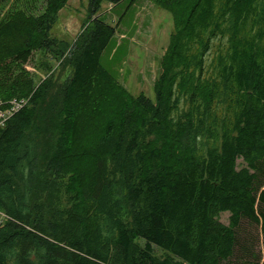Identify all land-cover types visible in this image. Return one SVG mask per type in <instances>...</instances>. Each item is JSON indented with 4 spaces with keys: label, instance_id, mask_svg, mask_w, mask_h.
I'll use <instances>...</instances> for the list:
<instances>
[{
    "label": "trees",
    "instance_id": "obj_1",
    "mask_svg": "<svg viewBox=\"0 0 264 264\" xmlns=\"http://www.w3.org/2000/svg\"><path fill=\"white\" fill-rule=\"evenodd\" d=\"M122 1L89 0L90 25L70 55L48 166L61 180L70 174L75 181L66 215L33 201L49 84L36 85L23 67L36 52L54 61L63 55L65 45L51 31L69 0H45L38 16L27 9L0 20V102L28 100L0 127V264H236L237 255L239 264H259L264 0H152L170 13L188 2L154 100L114 105L116 114L84 138L83 121L94 118L115 84L100 62L115 29L98 13L103 3ZM149 136L165 139L170 149L151 152L159 165L144 174ZM223 213L228 224L219 221Z\"/></svg>",
    "mask_w": 264,
    "mask_h": 264
},
{
    "label": "rangeland",
    "instance_id": "obj_2",
    "mask_svg": "<svg viewBox=\"0 0 264 264\" xmlns=\"http://www.w3.org/2000/svg\"><path fill=\"white\" fill-rule=\"evenodd\" d=\"M89 0H69L59 12L51 36L63 43L64 53L57 60L47 58L42 52H36L23 69L34 79L36 85L48 83V95L40 107V123L42 125V148L38 159L39 185L33 195L38 206L58 211L66 215L75 199V181L70 174L62 177L54 176L48 166L51 157L50 145L54 137L55 119L62 108V90L71 78L72 68L69 65L72 51L81 45L80 37L89 27ZM45 0H0V20L14 11L28 10L29 15L38 16L43 12ZM188 10L182 5L174 13L163 9L152 0H124L117 5L103 3L98 17L105 24L114 27L115 35L101 56V65L114 79V89L108 100L100 105L94 118L83 121V137L94 136L100 130L105 119L116 114L119 108L114 105L133 106L135 100L144 96L154 100V85L164 70L163 59L167 52L171 36L175 32L177 19ZM70 60V61H69ZM119 118V117H118ZM121 118V117H120ZM170 144L156 136L144 137L142 150L147 155V164L143 170L148 174L159 165L158 160L149 157L151 152L165 155ZM176 162H174L175 164ZM243 166L237 161V167ZM128 209L123 207L120 215L127 220ZM229 214L223 213L219 221L228 224ZM253 235L258 232L253 226H246ZM255 237V236H253ZM143 246L142 241H137ZM255 253L259 255V264H264V243L258 239ZM155 255L159 258L165 253L157 248ZM233 260L241 263L243 258L237 255Z\"/></svg>",
    "mask_w": 264,
    "mask_h": 264
},
{
    "label": "built area",
    "instance_id": "obj_3",
    "mask_svg": "<svg viewBox=\"0 0 264 264\" xmlns=\"http://www.w3.org/2000/svg\"><path fill=\"white\" fill-rule=\"evenodd\" d=\"M28 103V100L26 99H20V100H12L8 102L7 104H3L0 102V107L3 105H6L5 110H0V127L4 126L6 121L12 117L15 113L19 112L21 109H23L26 104ZM5 218V216L0 213V222Z\"/></svg>",
    "mask_w": 264,
    "mask_h": 264
}]
</instances>
